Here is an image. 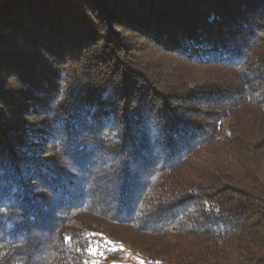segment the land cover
I'll list each match as a JSON object with an SVG mask.
<instances>
[{
	"label": "trees",
	"instance_id": "obj_1",
	"mask_svg": "<svg viewBox=\"0 0 264 264\" xmlns=\"http://www.w3.org/2000/svg\"><path fill=\"white\" fill-rule=\"evenodd\" d=\"M3 13L0 47L10 50H0L8 78L0 111L14 101L27 116L47 115L52 69L69 94L47 128L71 138L47 153L78 169L57 161L20 169L35 149L15 153L17 124L6 127L0 114V264H90L106 245L85 216L129 228L108 235L153 254L146 264H264V0H0ZM125 28L196 76L157 98L150 63L139 62L136 78L112 74L103 56L84 57L119 46ZM43 52L54 67L37 68L33 53ZM74 150L84 153L70 163ZM118 155L122 165L110 166Z\"/></svg>",
	"mask_w": 264,
	"mask_h": 264
},
{
	"label": "rangeland",
	"instance_id": "obj_2",
	"mask_svg": "<svg viewBox=\"0 0 264 264\" xmlns=\"http://www.w3.org/2000/svg\"><path fill=\"white\" fill-rule=\"evenodd\" d=\"M3 15L4 16L0 17V24L4 21V19L7 16V14H4V13ZM162 32L163 31H159L160 34ZM5 34L6 33H4V35ZM118 34H120V32H118ZM122 34H124L123 36L127 35V39H126L127 41L125 39H122L119 46L116 47L113 42H110V43L105 44L107 45V47L104 48V50L96 51V49H91V51L84 54V57L86 56L89 58L91 56H94V57L103 56L102 60L104 61H101L102 62L101 65L103 66V68L109 67L108 69L112 74H115L116 72L121 71V74L122 72H126L128 76L130 75L131 77L136 76V78L141 77V74L143 75L139 62L145 61L146 63H150L151 66L147 64L148 66L147 67L144 66V68L147 69V71L153 69V71L151 70L150 72V75H152L153 78L151 77H146V78L147 80L149 79V82H151V86L154 87L153 88L154 90L152 93H154V91L156 90L157 98L161 97L163 93L164 94L167 93L166 96H175V94H178V93H175V91L182 83L186 82L187 80H190L191 77L196 76L197 70L195 69V66L189 65L184 60L178 59V57L175 56L176 54L170 52L168 48H159L155 43L147 40L144 37H140L136 33L126 28L122 29ZM124 40L127 44H124ZM7 44L8 43L2 45L0 47V50L1 49L10 50L9 48H7L6 46ZM98 49H102V47ZM33 54L38 55V58L33 57L32 59L39 60L40 64L37 63V68H39L40 70H45L46 64L47 66L54 67L56 62L53 61L52 58L48 57V55L45 52L40 53V55L38 53H33ZM76 56H79V55H76ZM47 58L49 61H47ZM52 61L53 63L50 64ZM97 62H99V60ZM64 67L65 66H61V70L58 73L59 75H62L64 73L63 72ZM4 70L5 68L0 67V88H1L0 91L1 93H5L4 90L6 89L5 87L6 84L2 82L4 81L3 80L4 77L7 78L6 77L7 73H5ZM47 74H48L47 78L53 90L51 92L52 98L50 101L51 111L48 112L47 115H42V116L34 115L31 117L27 116L28 115L27 113H29V111L25 109V111L22 112V108L24 107L22 105H17L14 101L12 102L14 109H12L11 107H6V109L3 112L6 111L7 113H3L2 111H0L1 116L3 114L4 115L6 114L4 117H2L3 119L8 120L6 123V127L11 128L12 126L10 127V125L15 124L16 126L17 124V127L12 128L11 130L12 132L13 130L17 128L14 131L15 134L11 135L8 139V144L10 145V147H12L13 150H15V153H18L20 155V153L23 154L25 151H27L25 152L26 155L28 154L31 155L30 151H33V149H35L37 158L31 157V158L26 159L27 161L23 160V162H21L22 165H20V169H22L23 166H29L32 162L37 163L38 161H41L40 163L42 164H48V163L51 164L54 161H57L58 163H61L62 166L66 165V163L64 162V159L58 158L57 155L53 153L51 155L47 153V149L50 145H54L56 152H61L62 150L61 147L63 146L64 142H66V144H70V138H71V137H67L68 130H63L61 128V133H57V130L53 132V130L50 131L49 129L51 128L53 124L51 121H56V122L59 121L60 116L58 115V112L64 105L65 101L58 102V103H56V101L59 98H61V96H64L66 93H64L65 92L64 83L59 81L60 79L54 80L55 74L53 73L52 69L49 70ZM65 76H67L66 73L64 74L63 77ZM24 78L29 79L30 75L27 77L25 76ZM35 82H37V79ZM67 88L70 89V85H68ZM68 94L69 93H67L66 95ZM130 94L131 93L127 91L124 92V94L123 92H121V95H120L121 97L119 96V100L121 104L123 103L124 96L130 98L131 96ZM143 94L145 93L143 92ZM147 94L148 92H146L145 98H142V99L145 101H153L150 98L152 95H147ZM135 96H138V93H135ZM171 104L176 106L177 103L175 101H171ZM42 110L45 111L44 108L40 109V111ZM8 112H11V113L9 114ZM13 114H17L15 116L21 115V117L23 116V114L26 116L19 118V121L18 120L11 121L9 120L10 118H8V115L12 116ZM15 116H12V117H15ZM73 132H75V135L78 136V134L81 131L74 130ZM9 134L10 133H8V135ZM83 135L81 134L80 137L81 136L84 137ZM7 136L3 138L6 139ZM53 136H60V138L52 139ZM41 140L43 141L41 142ZM74 140L75 138H73L72 143L74 142ZM83 140L86 144L88 143V139H83ZM90 141L91 139L89 140V142ZM71 146H74V144H72ZM19 150H21V152ZM79 153H84V151L74 150L73 152H69L70 154L69 162L70 163L75 162L74 159L76 157H74V155L79 154ZM105 155L109 156L110 158H113V153H111L109 150L105 152L101 150L100 154L98 153V156L105 157ZM93 157L96 158L95 156ZM123 159L124 157L118 155L115 159V162L109 163V164L112 167H115L117 165H122ZM118 160H119V164H118ZM97 161L99 162L101 160L98 158ZM62 166H59V170L61 173H63V171H66L65 168H67V170L69 169V171H71L72 174H76L75 173L76 168H77L76 164L74 165L72 163L68 164L65 166V168ZM154 168H156V166H154L152 169ZM64 174L68 175V172ZM35 187L36 185L31 187L30 189L33 190ZM63 209H64L63 207H60L56 209L55 212L57 214L62 213L63 211L61 210ZM85 219L87 220V222L90 221L89 223L92 225L93 230H96L102 233L101 234L102 235L101 237H103L102 241L106 245V247L102 250L100 249V247L96 250H92L93 255L95 253H98V254L97 256L96 255L93 256L90 264H146V262L150 261V259L154 257L153 254L139 249V247L134 244H131L128 242H124L125 244L121 243L120 241L118 242L112 239L108 235V232H111V233L116 232V237L118 236L121 237L122 234L120 233V231H122L123 233L125 231L129 232L127 231V229L129 228H125V227L117 225L116 227H111L112 229H110L107 226L103 225L102 223L97 222L94 219V217L85 216Z\"/></svg>",
	"mask_w": 264,
	"mask_h": 264
}]
</instances>
